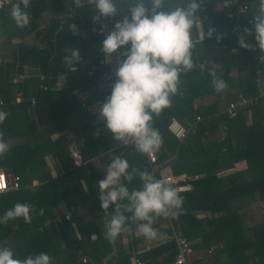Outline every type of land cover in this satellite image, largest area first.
<instances>
[{
    "label": "trees",
    "instance_id": "16d2710c",
    "mask_svg": "<svg viewBox=\"0 0 264 264\" xmlns=\"http://www.w3.org/2000/svg\"><path fill=\"white\" fill-rule=\"evenodd\" d=\"M71 1L30 0L28 11L31 20L24 28L18 27L10 14L12 6L17 2L0 9V38L2 36L6 37L4 44L7 48L11 47L10 56L12 57L10 60L4 58L9 55L2 56L6 62L0 65V99L4 102V106L0 107V111L8 114L6 120L21 121L24 118L30 119L28 126L25 127L27 130L30 129L28 132H32V130L35 132L39 127L50 135L54 132L62 133L67 129L72 132L74 140L81 139L82 143L80 144L75 141L84 161L80 166H74L67 159L68 150L66 145L68 140L65 136L59 137L52 143L45 142L49 141L47 139L43 142L44 145L38 147L43 149L44 156L47 154L56 156L63 168V173L55 179L49 173L44 172L42 182L45 185L41 188L49 189L48 195L50 198L44 199L42 203H47V210L49 206L55 204L58 200H63L68 206L91 202L90 209L97 215L95 221H90L85 225H81V222L74 217L72 218L73 221L63 220L60 224L52 222L48 229H46L47 227L42 228L41 232L37 231L38 226L42 224L40 222L35 226L34 238L31 240L32 243L27 252L22 255L14 254L17 259H24L29 255L45 252L52 257V262L55 264H80V258L85 254L92 260H100L101 256H107L113 243H109L103 238V209L98 198V182L105 178L106 164L112 158L120 156L127 159L130 166L129 171L133 168L149 171L145 154L137 152L135 146L119 145V142L114 140L112 134L99 121V117L97 115L87 116L86 109L81 108L76 100L71 97L73 91L76 90L91 91L95 79L105 67L103 60L98 56V51L93 47L100 39L94 37L91 32L87 7L77 12L74 21H65L66 30L59 38L58 54L53 61L52 40L61 26L59 18H52L44 30L34 34V40L44 45L42 49L28 50L21 42L12 44V40H20L34 33L38 19L45 12L53 10L65 14L66 4L69 5ZM175 3L186 6L187 0H165L163 8ZM253 3H255V0H250L249 10H253L252 13L255 12V8H251ZM197 15L204 18L203 31L205 34H208L209 29H215L213 35H222L220 43L223 46H229V39L234 38L235 32H243L244 28H251L248 25L249 18L243 15L238 16L235 10L230 14L215 12L211 9L210 2H203ZM70 24L76 29L79 28L87 32L88 39L71 35L69 31ZM62 39L66 42L65 47ZM207 41L214 42L213 39ZM249 45L251 46L250 49L242 51L245 54L243 64L238 63L236 57H230L232 66L227 65L225 72L218 79H223L227 87H236L237 85L240 88L238 92L242 95L253 97L261 95L258 105L239 112L234 119H229L226 113L221 112V110L229 101L240 94L220 97L212 84L214 77L211 73L213 71L209 72L210 69H208V71L201 72L193 69L180 75L178 85L181 94L175 93L170 98V106L164 109L159 116L153 114L152 126L159 130L163 140L162 147L156 152L158 163L163 165L162 174L203 175L202 178L190 183L192 186L190 191L180 194L183 197V205L179 210L183 212L178 213V216L171 220L173 226L182 231L190 242L198 233L201 234L203 238L199 246H207L212 240L215 242H221L225 238L229 240L228 233L233 231L232 222L237 223L238 219L229 222L227 221L229 217L226 215V220L223 223L206 226L196 216L197 211L209 210L211 213H216L225 210L228 212L232 209L236 210L233 207L235 200L244 195L257 194L260 200L264 199V94L260 93V88L264 91V58H261L262 54L255 50L254 35L251 36ZM77 47L81 53L83 67L79 72L68 77L66 88L56 89L55 82L58 74L67 69L63 58L70 54V49L67 51L65 49ZM51 61L52 64L49 67ZM24 65L38 68L43 79L28 78L22 82H14L15 67L18 66L16 72H21ZM236 67L238 69L242 68L240 73L243 71L244 74L238 83L233 85L235 79L231 74L234 73ZM88 71L93 73V77H88ZM215 76L217 75L215 74ZM258 81L260 87H258ZM212 95L216 96L211 105L196 110L193 109V103L198 97ZM14 97H20V103L12 104L15 101ZM105 101V98H97L91 93L88 106L91 103H97L98 106H101ZM14 106L17 109L12 112ZM29 109L33 110L32 118L28 115ZM195 114L202 116L204 122L199 123L193 131L190 130L184 141L176 140L168 132L167 125L171 117H175L185 124L187 120L193 122ZM5 124H0V132H4V127L10 128L11 123L7 121ZM221 125L226 129L224 138L221 141H209L208 136L217 133ZM20 130H23V127H20ZM26 145H14L6 155L0 156V162H7L8 168L16 171L15 174L17 175H19L17 171H21L24 160L32 164L37 162L34 153L28 150ZM95 157H99L103 161V169L92 167L90 161ZM41 158L38 160H41ZM167 158H171L172 161L165 163ZM243 161L246 162L248 167L249 181H246L241 172H233L225 176L217 175L219 171L232 168L234 164ZM9 163L13 165L12 168ZM19 176L22 183L23 177L22 175ZM83 183L86 185L88 193L85 192L82 186ZM123 183L130 191L141 187V181L138 177H135L131 183L127 181H123ZM224 183L228 184L227 188L222 185ZM20 190L21 188L18 191ZM53 192L58 194L57 197L53 195ZM88 194L90 197H87ZM21 201L20 192L12 191L0 194V216H3L7 211L3 208L11 209ZM113 210L114 206L109 209V212L111 213ZM18 220L19 218L9 221L7 225L0 224V242L11 236V229L16 224L15 221ZM165 221L166 218L160 217L154 225L161 226ZM75 222L80 239L74 233L72 223ZM131 227L133 229L132 233L126 234L129 238L128 248L133 251L138 245L147 240L145 238L135 240V224H131ZM169 232V229L167 231L159 230L158 237L167 236ZM256 232L255 241L250 245L238 243L237 241L225 243L228 250L235 255L231 257L228 264H246L248 259L255 260V258L258 259L255 264H264V226H260ZM93 235L97 238L90 245L89 241ZM117 247L120 253L116 264H131V257L124 254L121 242ZM196 247L198 246L193 248ZM247 249H251L253 252L251 256L246 255L245 251ZM174 250V241L165 239L144 253L137 254V256L145 264H172L175 255ZM83 253L84 255H82ZM163 254H167V258L156 262L155 259ZM251 262L254 263V261ZM217 264H220V262L217 261Z\"/></svg>",
    "mask_w": 264,
    "mask_h": 264
},
{
    "label": "clouds",
    "instance_id": "9594fccd",
    "mask_svg": "<svg viewBox=\"0 0 264 264\" xmlns=\"http://www.w3.org/2000/svg\"><path fill=\"white\" fill-rule=\"evenodd\" d=\"M164 2L134 0L127 10L130 18L125 16L115 23L101 49L106 63H111L119 50L125 51L123 59L116 61L117 79L111 95L97 109L99 121L115 141L124 145L134 143L137 152L148 156L158 152L163 144L159 130L152 126L153 114L159 116L170 106V94L177 91L181 73L192 69L193 29L201 31L198 21L202 19L197 14L203 0H187L186 6L168 10L163 8ZM92 4L97 9V15L93 17L96 21L115 17L121 12L116 0H93ZM29 7L30 0H18L12 6L10 14L20 28L30 23ZM253 8L252 26L244 28L238 43L241 48L250 49L246 38L254 35L255 50L264 58V0H255ZM214 32L215 29H209L208 38H212ZM204 38L202 30V41ZM69 49L70 54L64 56L63 62L75 70L73 66L81 61V53L78 47L65 51ZM211 74L214 89L217 92L225 90L226 82L215 78L214 71ZM7 115L0 111V124ZM8 150L3 132H0V156ZM129 168L127 159L116 156L108 164L105 178L98 182V198L103 209V238L109 243H114L122 233L131 234V224H135L136 233L146 240L156 239L159 235L153 227L156 220L160 217L176 218L183 205L182 193L179 194L176 188L165 185L147 169L129 171ZM135 177L141 181V187L130 191L123 181L131 183ZM112 206L114 210L110 213ZM32 207L29 203H16L0 216V224L7 225L18 218L31 223ZM0 264H52V257L41 252L17 259L10 248L0 247Z\"/></svg>",
    "mask_w": 264,
    "mask_h": 264
},
{
    "label": "crops",
    "instance_id": "0c3cea01",
    "mask_svg": "<svg viewBox=\"0 0 264 264\" xmlns=\"http://www.w3.org/2000/svg\"><path fill=\"white\" fill-rule=\"evenodd\" d=\"M203 2H210L211 9L215 12H224V13H229V14L232 13V11H234V10L236 11L237 4H240V3L250 4V0H203ZM116 3H117L118 9L121 11L118 15H116V23L118 21H122L125 16H128L130 18V13L127 10L130 6H132L134 4V0H116ZM253 5H254V3L252 4V7H251L252 9H253ZM67 6L68 5L66 4V7ZM176 6H184V5H182L180 3H175V4H171L170 6H168L167 8H164V9L168 10V9H172ZM252 11L253 10L250 9L246 13L238 15V16L243 15L244 17L249 18L248 25H250V26H252L250 21H252L253 13H254V12L252 13ZM64 16H65V14L57 13L53 10H49V11L45 12L38 19L37 24L35 25L36 29L34 30V33H32L31 35H29L25 38H22L20 40L14 39V40H12V44L21 42V43H23L25 48H27L28 50H33L36 48L42 49L44 47V45L40 44V43H36L34 41V34L38 31L44 30L52 18H59L61 21V25L62 24L66 25L65 21H69V20L64 18ZM201 19L202 20L198 21V23L201 25V31L199 32V30L193 29L194 46L191 49L193 67L191 70L195 69V66L197 63H202L203 61H206V62L210 63V65H211L209 68L210 69L209 72L214 71L215 74L217 75L215 77L219 78L220 75H222V73L225 72V67L227 65H229L230 67L232 66V61L230 60V57H236V59L238 60V63L243 64V61L245 60V56H244L245 54H243L242 51L246 50V49L241 48L239 46V43H238V38L240 35L243 34V32H238V31L235 32L233 35L234 38L229 39V46H223L220 43L221 39L219 42H217L215 40V36L219 35L220 37H222L221 34H215L212 36V38H208V34L204 33L205 38L202 41L201 36H202L204 18H201ZM65 30H66V28H65ZM69 31H70L71 35H73V36H78V37H81L82 39H88L87 32L80 30L79 28L76 29L72 24H70V26H69ZM62 34H64V32ZM54 38H55V36H54ZM206 39L207 40L213 39L214 42L213 43L209 42ZM5 41H6V37L2 36L0 38V59L3 60V62H6V60L3 59V57L6 55H9V56L4 57V58L10 59V60L12 59V57L10 56L11 52L6 51L7 48L4 49L5 46H3V45H4ZM250 42H251V36H248L246 38V43L249 44ZM47 45L50 47L49 44H47ZM47 45H45V46H47ZM93 47L95 50L98 51V56L101 57V49H102L101 39L99 40L98 43L96 42L93 45ZM52 48L54 50V39L52 40ZM124 51L125 50H123V52ZM201 56H207V57H201ZM236 65H239V64H236ZM74 66L77 67V70L75 72H73L72 74L77 73L82 69L83 62L80 61L78 64H75ZM17 67H15V71H14L15 74H16V70H18ZM23 67H28L30 69L31 78H38L39 80L43 79V76L41 74H39L38 68L26 66V65H24ZM69 67H71V66L67 65V69L65 71H67ZM241 69H238L236 67L234 70V73L231 74V75H233L232 77L235 79V81L232 83L233 85L235 83H238L239 79L244 74L243 71H242V73H240ZM187 72L188 71L182 72V74H185ZM68 77L66 79H64L63 81H61L60 89H64L67 87ZM239 89L240 88H238L237 85H236V87L228 86L222 92H218V94L222 98L225 95L229 96V95H235V94H242V93L238 92ZM261 91L263 92V90H261V88H260V93L262 94ZM73 93H74V91H73ZM176 93H179V92H176ZM218 94H216V95L218 96ZM174 95H175V93L172 94V96H174ZM216 95L200 96L194 101L193 105H197L198 109L201 107L209 106L215 100ZM71 97L73 98V100H75L73 95ZM14 98H15V101L12 104L15 105V104L20 103V101H21L20 97H17V98L14 97ZM98 105L99 104H97V103H91L90 106H88L86 108V111H85L86 115L87 116H93V115L98 116L97 109L100 107ZM225 107H226V105H225ZM225 107H224V109L221 110V112H223L225 110ZM16 109L17 108H15V106H14L12 112ZM28 115L32 118V116H33V110L32 109L28 110ZM7 121L11 124H10L9 129L4 127L5 130L3 132V140L5 143L8 144V147H9L8 152L11 151V149L14 145L27 144L26 146H28V150L32 151V153H34L33 155L37 158V162L35 164L29 163L27 160H24L22 165H21V171H17L18 174L22 175V177H23V180L21 183V190L17 191V192H20V194H21L22 201L20 203H29L33 206L32 212L30 213V215L32 217L31 223H25L23 218H19L18 221H15L16 224L11 229V236L9 238L5 239L4 241L0 242V247L10 248L14 252V254H18V255L21 254L22 255L24 252L26 253L27 249L31 246V243H32L31 240L34 238L35 226L38 225L40 222L42 224H40L38 226L37 231L41 232L42 228H45L44 223L47 220L53 221L57 217L61 216L67 210H72L73 215H74L73 217L77 218V221L79 220L81 222V225L82 224L85 225V224L89 223L90 221H95V217L97 214L95 215V212H93L90 209L91 202L90 203L89 202L81 203L77 206H73V205L68 206L63 200H58V202L49 206V208L47 210H46V208L48 207V206H46L47 203H45V204L42 203V201L44 199L50 198V196L48 195L49 189L41 188L43 185H45V183L42 182L44 172L49 173L51 175V177L53 179H55L63 173V168H62V164L60 163V161L58 160V158L56 156L51 155V154H47L44 156L43 149L38 148V147L41 145H44L43 142L47 139L49 141H45V142L52 143L61 136H65L66 139L68 140V143L70 141H77V143L80 144V143H82V141H80L81 139L80 140H78V139L74 140L73 139L74 137L72 136L73 135L72 132H70L67 129H65L64 132H62V133H55L54 132L50 135H48L44 129H41L39 127H37V131H35V132L33 130H32V132L31 131L28 132V130H30V129L27 130L25 127L28 126V122L30 121V119L24 118L21 121L14 120V119L13 120L7 119L4 121V124ZM187 121L191 122L189 120H187ZM18 124H20V125H18ZM20 127H23V130H20ZM197 127H198V125H197ZM223 132H224V126L221 125L219 131L216 134L208 136V140L209 141H213V140L221 141L224 138V134H225V132L224 133ZM219 134H220V136H219ZM68 143L66 145L67 150H68V148H67ZM67 157H68L67 159L69 161H71V159L69 158V155ZM39 158H41V160H38ZM170 159L171 158H167L165 160V163L171 162L172 160H170ZM90 164L95 169H103L104 168V163H103V161L100 160L99 157L93 158L90 161ZM7 165H8L7 162H0V170L5 172V173L15 174L16 171L9 169ZM9 165H11V168L13 167L12 164L9 163ZM233 172H241L243 177L246 179V181H249V179H250L248 167H247L246 162H244V161L234 164L232 166V168H229V169L224 170V171H219V173L217 175L225 176V175H228V174L233 173ZM222 185L224 186V188L228 187V184H226V183H224ZM82 186H83L85 192L88 193L86 185L83 183ZM53 195L55 197H57L58 194H56V192H53ZM87 197H90L89 194L87 195ZM259 202H260V198L257 194L244 195V196L239 197L235 200L233 207L236 208V210L232 209V211H230V212L225 210V211H220V212H216V213H211V211H209V210L197 211L196 216L198 217V219H201L202 224H204L206 226H208V225L215 226L218 223H223V221L226 220L225 219L226 215H227V217H229V219L227 220L229 222H232L235 219H238V220H237V223L232 222L233 231L228 233L229 234L228 238L230 237L229 240L228 239L226 240V238H225V240H223L221 242H215L214 240H212L209 242V244L207 246H199L202 243L203 236L198 233L194 237V239L191 241L192 250L194 253V257L196 259L195 263L196 264H217V261H219L220 264H228L231 257L234 255V253L228 250L227 246H225V243L237 241L238 243H243V244L245 243L246 245L252 244L255 241V238L257 235V232H256L257 229L260 226H264V217L260 211ZM3 209L9 210L7 208H3ZM41 209H43L42 215L40 214ZM72 225H73V229H74V233H75L76 237L78 239H80V235H79V231H78V227H77L76 222L74 224L72 223ZM46 229H48V227ZM96 238H97V236H94V235L91 236L90 241H89L90 245H92L96 241ZM128 239H129L128 235L126 233H122L119 236V238L117 237L116 242L111 245L110 253L107 256H101V257H105V259L108 260L109 264H116L117 263V257L120 253L118 250V247H117L119 245V242H121L122 247L124 248V254L130 255V257L132 258V255L141 254V253H144L146 250H148L147 249L148 245L151 248V247H153V246H155L158 243L163 241V240H158L157 238L152 239V240H147L146 242L138 245L136 247V249L132 251L128 248ZM135 240H139L137 238V233L135 234ZM194 246H198V247L193 248ZM87 247H89V245H87ZM245 253H246V255H249V256H251L253 254L251 249L250 250L247 249L245 251ZM82 255H84V253ZM87 257H89V256H87ZM78 260H79V257H78ZM91 261H92V264H101L102 260L101 259L100 260H92L91 259ZM251 261H254L253 264H255L258 261V259L257 258H255V260L248 259L246 264H252ZM130 262H131V260H130ZM52 264H55V263L52 262Z\"/></svg>",
    "mask_w": 264,
    "mask_h": 264
},
{
    "label": "built area",
    "instance_id": "2783aa9c",
    "mask_svg": "<svg viewBox=\"0 0 264 264\" xmlns=\"http://www.w3.org/2000/svg\"><path fill=\"white\" fill-rule=\"evenodd\" d=\"M18 0H0V9L3 7L16 3ZM93 0H72L71 3L66 7V12L64 18L74 21L76 18V14L78 11H81L85 7L89 10L88 19L91 25V32L94 37L101 39L102 44L103 40L107 37L114 30V25L116 23V16L112 18H108L106 20L102 19L96 21L93 19L95 15H97V9L92 4ZM249 10L248 3H240L236 6V13L237 15H241L246 13ZM219 35L215 36V40L217 42L220 39ZM123 50H119L117 54H114L111 63L105 62V55L101 51V59L105 65L104 69L100 72L99 76L95 79V83L90 90H76L73 93V97L75 98L76 102L81 106V108L86 109L88 107V103L91 97V93H93L97 98L107 99L111 95V91L113 85L116 82L115 70L117 68V59H123ZM3 60L0 59V65L3 64ZM210 63L203 61L202 63H197L195 69L204 72L208 71L210 68ZM75 70H71L68 68L67 71L60 72L57 76L55 87H59L61 81L66 79L70 76L73 72L77 70L76 66H73ZM88 77H93V73L91 71L87 72ZM259 75V74H258ZM31 78L30 69L28 67H23L22 71L16 72V76L14 82H22L25 79ZM258 87L259 81H258ZM181 93L179 86H177V91ZM175 92V93H176ZM264 94V91L262 92ZM261 95L253 97V96H245V95H238L233 100L229 101L226 104L225 110L223 111L226 113V116L229 119H234L238 115L239 112L243 110L250 109L255 107L259 104V98ZM172 94H170V98ZM4 102L0 99V106H3ZM193 109H198L197 105H193ZM195 120L193 122L186 121L183 124L175 117H171L169 123L167 125L168 132L178 141L182 142L186 139L189 134V131H193L196 129L199 123L204 122V119L199 114L194 115ZM224 128V132H225ZM119 142V141H118ZM121 146H135L134 143H130L128 145H124L122 142H119ZM68 155L71 159L74 166H80L84 161L82 159V155L80 153V149L75 141H70L68 143ZM146 164L149 167V172H151L157 179H159L165 185H170L176 188L177 192L185 193L192 189L191 182H194L203 177V175H194L189 176L187 174L182 175H169V174H162L163 165L158 163L157 155L154 153L152 156L145 155ZM111 161V160H110ZM107 162L106 167L110 163ZM163 176H162V175ZM21 188L20 176L13 174V173H5L0 170V194L8 193L12 191H18ZM260 211L264 217V199H261L259 202ZM182 210H178V213H182ZM73 218L72 210L65 211L61 216L57 217L53 221L47 220L44 223V227H49L52 222L60 224L63 220L71 221ZM172 217L166 218V221L162 223L161 226L154 225L153 227L157 230H170L167 236L157 237L158 240H173L175 243V255L173 257L172 264H196L194 253L192 250V243L183 235L182 231L176 229L172 224ZM137 238L141 239L144 238L142 235L137 234ZM147 249H150V246H147ZM210 252V251H209ZM167 258V254H163L155 259L156 262H160L163 259ZM101 264H109L108 260L105 257H100ZM131 264H145L143 260H141L137 254L132 255ZM80 264H92V261L87 256H81Z\"/></svg>",
    "mask_w": 264,
    "mask_h": 264
},
{
    "label": "water",
    "instance_id": "95a60500",
    "mask_svg": "<svg viewBox=\"0 0 264 264\" xmlns=\"http://www.w3.org/2000/svg\"><path fill=\"white\" fill-rule=\"evenodd\" d=\"M66 28V25L65 24H62L59 31L56 33L55 35V38H54V55H53V58H52V61L53 59L57 56L58 54V49H59V37L61 36V34L64 32ZM52 61L50 62L49 64V67L51 66L52 64Z\"/></svg>",
    "mask_w": 264,
    "mask_h": 264
},
{
    "label": "rangeland",
    "instance_id": "374dc122",
    "mask_svg": "<svg viewBox=\"0 0 264 264\" xmlns=\"http://www.w3.org/2000/svg\"><path fill=\"white\" fill-rule=\"evenodd\" d=\"M7 17H8V16H7ZM34 41H35V40H34ZM35 42L38 43L37 41H35ZM25 43H26V42H25ZM62 43H63V46L65 47L66 42L64 41V39H62ZM3 46H5V44H4ZM3 46H2V47H3ZM6 48H7V46L4 47V49H6ZM4 51H5V50H4ZM6 51H9V52H10V51H11V47H8ZM68 55H69V54H68ZM55 88H56V89H60V86H59V87H55ZM3 106H4V105H3ZM222 106H223V104H222ZM0 107H2V106H0ZM18 125H20V124H18ZM223 133H224V132H223ZM215 134H216V133H215ZM219 136H220V134H219Z\"/></svg>",
    "mask_w": 264,
    "mask_h": 264
}]
</instances>
